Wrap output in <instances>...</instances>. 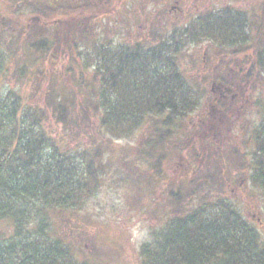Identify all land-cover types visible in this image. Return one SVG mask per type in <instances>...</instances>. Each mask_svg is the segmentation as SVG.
Returning <instances> with one entry per match:
<instances>
[{
    "label": "trees",
    "instance_id": "trees-1",
    "mask_svg": "<svg viewBox=\"0 0 264 264\" xmlns=\"http://www.w3.org/2000/svg\"><path fill=\"white\" fill-rule=\"evenodd\" d=\"M10 2L0 0V76L14 60L16 77L44 74L60 51L68 57L46 104L25 103L14 89L0 93V264H108L97 237L76 248L54 217L83 208L120 165L154 223L137 264H264V240L228 191L248 180L264 196V98L251 100L254 124L234 108L264 78V0L255 19L225 5L132 44L80 28L71 14L88 3ZM204 41L207 56L225 60L213 80L236 92L228 101L208 95L225 117L209 116L206 131L190 118L206 94L180 63L188 44ZM238 55L244 60L230 73ZM50 116L64 134L47 130ZM141 127L146 133L122 146L117 163L105 156Z\"/></svg>",
    "mask_w": 264,
    "mask_h": 264
},
{
    "label": "rangeland",
    "instance_id": "rangeland-1",
    "mask_svg": "<svg viewBox=\"0 0 264 264\" xmlns=\"http://www.w3.org/2000/svg\"><path fill=\"white\" fill-rule=\"evenodd\" d=\"M11 3L10 0H1ZM12 1V0H11ZM47 0H18V3H32ZM53 3H71L79 6L83 3L90 6L78 9L71 15L77 20L79 27H84L86 33L112 38L115 42L132 44L134 42H155L162 35L168 33L173 27L185 25L199 12L208 9H218L225 5H232L238 9L249 12V17L255 19L259 13L258 6L262 0H49ZM29 9V8H27ZM26 9V10H27ZM28 11V10H27ZM70 28V23H65ZM85 27L87 29H85ZM65 28V29H66ZM62 28V30H65ZM65 32V31H64ZM209 42L188 44L183 50L180 63L185 73L193 80L196 78L204 89L206 96L200 100L199 108L192 113L190 118L199 121L205 131L211 126L208 117L223 119L224 113L208 95L212 93L229 100L236 92L230 87L218 85L213 80V74L226 69L225 60L219 55H210ZM60 59L52 61V64L43 65L44 74H33L30 71L26 76H12L11 68L17 65L12 61L7 74L0 76V93L8 89L18 91L25 103L31 105L46 104L47 86L57 82L62 77L64 64H67L68 52L60 51ZM222 54V53H221ZM244 60L238 55L235 60L228 63L227 69L233 73V65L241 64ZM227 62V61H226ZM11 63V62H10ZM13 65V66H12ZM36 72V71H35ZM34 72V73H35ZM242 93L239 100L235 99V111L238 115L247 114L246 117L254 124L252 116L256 115V104L251 105V100L264 98V78L250 83ZM226 88V89H225ZM234 97V96H233ZM251 105V107H249ZM207 111H210L209 114ZM250 112H253L252 114ZM235 113V114H236ZM260 117V114H259ZM189 118V119H190ZM210 119V118H209ZM219 119V120H220ZM257 122V121H256ZM47 130L53 135L64 134L63 127L53 117L45 122ZM145 127L138 129L131 137L116 140L106 151L105 156L117 163L122 154V146L136 144L141 136L146 133ZM204 133V132H201ZM240 150L245 147L239 144ZM177 159V158H176ZM178 160V159H177ZM179 161V160H178ZM114 162V163H115ZM179 165V164H178ZM119 173L106 174L105 185L92 197L83 208L55 214L54 225L59 236L69 240L73 246L79 248L81 242L86 249L90 246V240L98 238L102 243L101 259L108 264H137L141 244L150 239L153 220L143 211L144 201L129 181L120 178L124 175L123 167H118ZM178 171V169H177ZM123 173V174H122ZM170 174H175L172 169ZM173 176V175H172ZM157 190H162L160 184ZM228 191L234 196L243 216L259 231L264 240V196L260 189L251 185L248 180H242L239 185H229ZM79 241V242H78ZM74 247V248H75ZM99 264V263H98Z\"/></svg>",
    "mask_w": 264,
    "mask_h": 264
}]
</instances>
